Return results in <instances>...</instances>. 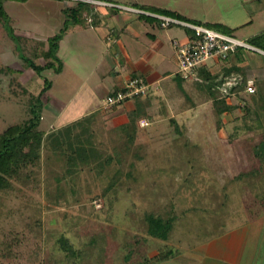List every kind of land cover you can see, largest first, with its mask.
Returning a JSON list of instances; mask_svg holds the SVG:
<instances>
[{
    "label": "rangeland",
    "instance_id": "1",
    "mask_svg": "<svg viewBox=\"0 0 264 264\" xmlns=\"http://www.w3.org/2000/svg\"><path fill=\"white\" fill-rule=\"evenodd\" d=\"M105 1L114 6L170 10L189 22L207 23L247 42L264 32V0ZM99 3V7L109 6L108 10L104 9L109 13L118 11L109 3ZM67 6L61 0L6 3L15 32L12 37L0 27V133L30 117L21 88L11 84L14 77H19L35 94L46 87V81L52 84L43 98L40 129L44 132L50 133L91 113L100 118L107 112L101 98L105 93L96 87L103 82V75L112 82L117 79L115 73L120 71L117 66L120 60L113 58L115 53L109 52V48L118 43L119 35L104 40L94 29L78 27L64 31L68 17L63 10ZM120 13L126 12L120 10ZM85 17L90 25L93 18L86 12ZM148 21L158 31L159 22ZM171 33L177 37L173 40L184 41L192 32L178 26ZM56 36L59 60L55 66L62 67V71L39 73L27 68L32 61L46 64L34 58V52L48 50ZM252 57L253 65L263 66V56ZM222 64L209 62L213 73L220 74L218 82L225 79L221 95H226L239 78H226ZM6 68L22 73L12 76L5 73ZM185 82V90L180 88L181 103H154L157 116L148 128L140 129L138 140L130 149L126 148L121 131L108 128L101 118L97 120L93 128L96 146L107 155H120L123 160L120 166L123 179L115 191L105 195L109 179H96L87 168L76 182V195L63 182L61 189L66 194L57 202L59 186L55 178L62 175V170L58 164L48 165L47 152L40 164L30 167L22 179L12 180L10 188H0V251L13 234L23 239L22 254L44 238L48 243L51 241L50 246L55 250L56 239L45 237L44 228L55 231L56 238L65 231L66 237L85 253L78 261L81 264H227L221 253L216 255L209 248L203 254L198 249L216 242L215 247H231L239 241L235 231H243L245 241L249 237V241H254L247 245L243 242V252H253L254 243H264V162L253 151L263 131L257 128L242 132L241 118L245 115L242 109L226 115L224 122L228 126L219 130L208 89L199 88L194 80ZM228 101L238 104L236 97ZM53 104L62 113L53 110L50 107ZM164 106L167 114L161 115ZM172 119L186 129L185 137L177 134ZM248 124L257 126L251 120ZM129 172L131 177L126 175ZM239 175L242 177L237 180ZM172 209L179 218L170 241L148 237L146 214L164 216ZM224 234L227 239H221ZM165 247L174 249L176 258L153 262L151 258Z\"/></svg>",
    "mask_w": 264,
    "mask_h": 264
},
{
    "label": "trees",
    "instance_id": "2",
    "mask_svg": "<svg viewBox=\"0 0 264 264\" xmlns=\"http://www.w3.org/2000/svg\"><path fill=\"white\" fill-rule=\"evenodd\" d=\"M28 1L29 0H0V27L6 35L8 33L14 37L15 32L13 27L14 20L6 10V3L18 2L24 4ZM61 1H66L68 5L66 7L67 9L63 10L68 17L67 22L65 23L64 31H68L69 28H72L73 30L78 26H84L87 23L85 12L93 18L92 23L95 22L98 14L96 9L90 5L92 3L89 4L84 0ZM95 1L112 4L111 2L105 0ZM128 7L189 22L170 10H161L157 8L147 9L136 6ZM189 23L205 25L208 28L216 30V28H213L207 23ZM217 31L220 32V30ZM221 32L228 34L223 31ZM190 35H192V33ZM58 39L59 37H54V42L51 43V47L48 50L38 49L34 52V58L44 60L46 63L45 65H39L32 61L27 68L38 70L39 73L52 69H55L56 73L61 72L62 67L55 66V62L59 60L57 57ZM248 43L257 49L264 51V32L252 37ZM254 55L264 57L261 53L240 48L235 53H231L226 59L221 58L218 62H214L216 64H221V62H223L222 65L225 67L226 78H239V81L229 88V92L226 95H221V87L222 83L225 82V79L219 83L220 74L213 73V67L209 64L197 68L194 83H196L199 88H204L205 90L208 89L209 97L212 100L211 108L216 112L218 117L219 130L228 126V124L224 122V117L226 115L234 113L237 109H242L245 112V115L241 118L243 119L244 124L242 132L247 130L252 131L257 128L263 131L261 141L255 145L253 150L254 156L263 163L264 64L263 66L253 65L252 61L254 58L252 56ZM4 70L5 73L12 76L20 75L22 73V71L13 70L12 68H6ZM18 78L19 77H14L11 84L17 85L21 88L22 95L25 100H27L29 105L28 108L30 117L26 120L14 123L0 133V188H10L12 186V180L22 179L23 174L30 167H37L40 164L43 154L47 152L49 154L47 161V163L49 162L48 165L58 164L60 166V170H62V175L55 178L59 186V188H57L58 193L55 197L57 202L66 194V191L61 189L63 182L67 183V188L71 191L73 196L76 195V191H78V185H76V182H78L79 178H81L80 174L84 173L87 168L94 172L96 179H109V184L104 189L105 195L115 191L123 179V171L120 167L123 160L120 155H107L96 146L94 142L96 134L93 128L99 118H97V114L80 119L47 134L40 128L43 119V109L45 107L43 98L46 92L51 89L52 84L46 81V87L39 94H35L24 86ZM249 81H253L256 86V92L253 94L248 93L246 90ZM143 97L145 96H139L134 99L137 100L138 103H136L134 110L128 113V123L117 129L125 136L127 149H130L138 140L139 131L141 129L139 121L146 116L150 121H153L157 116L156 111L154 110V103H143ZM232 97L237 98V105L228 103V99ZM127 101L115 107L122 106ZM160 114H167L165 106L160 111ZM249 120L257 123L256 128L251 127L248 124ZM237 121H239V119H237ZM171 122L177 134L181 137H185L184 131L186 129L183 130V127L179 125L175 119H172ZM126 175L131 177L132 173L129 172ZM242 175L237 176L236 179H240ZM146 218V230L148 237L163 240L165 242L170 241L179 218L174 209H172L171 213L169 212L164 216L158 214L157 217L156 214H146ZM42 231H46L48 237L53 236L54 239H56L55 246H58V250L64 252L67 256H73L75 259L83 257L84 251L76 248V244H74L70 238L66 237L65 231H62L60 237L57 238L54 236L55 231L50 229L46 230L45 228L42 229ZM4 243L5 246L0 251V262L2 264H18L21 259L20 248L23 244V239L19 234H13V237L8 238L4 241ZM173 250L174 249L172 248L165 247L151 259L153 262L174 259L175 256ZM148 263L150 262L148 261Z\"/></svg>",
    "mask_w": 264,
    "mask_h": 264
},
{
    "label": "crops",
    "instance_id": "3",
    "mask_svg": "<svg viewBox=\"0 0 264 264\" xmlns=\"http://www.w3.org/2000/svg\"><path fill=\"white\" fill-rule=\"evenodd\" d=\"M106 7L109 6L99 7L98 10L96 9L98 16L95 22L90 25L86 23L84 26H78L80 29H94L100 32V37L104 40H110V36L112 35L115 36V38L119 35L118 43L112 45L109 48V52L115 53L114 57L112 56L115 60H120L117 64V66L120 67V71L115 73L117 75L115 82L108 80L106 75H103V82L96 87L99 92L105 93L101 97L102 100L105 101L106 97L109 95L122 90L130 79L142 78L150 86L148 95L142 98L143 103H181L183 97L181 98L179 95L181 92L180 88H184L183 85H185L186 82L178 78L180 76L178 74L179 63L176 51L171 45L173 39L177 38L173 36L171 32L173 28L178 26L162 28L159 25L160 23L157 22L158 28L162 29V31H159V29L157 31L154 24L148 21V19L151 21L156 19L146 15L136 14L127 9L131 7L115 5L113 7L117 8L118 11H114L113 13L105 11L104 9H106ZM120 10L128 14L120 13ZM107 17L109 19L106 21L102 20ZM105 81L111 84V86H108ZM136 103H138L137 100L127 101L122 106L108 110L106 113L103 112L100 118L105 122L108 128L117 130L122 125L128 123V113L134 110ZM50 107L58 113H62V109L55 104L52 106L50 105ZM94 114L96 113L85 115L70 123ZM246 228H249L248 225ZM236 232H238L237 239L239 241L233 246L216 245L215 247L216 242L212 246H202L198 249V252L205 254L211 249L210 251H214L216 255L217 253H221L222 258L226 260L227 264H264V243H254L255 247H253V252L251 250H249V252H243V242H246L247 245V243L254 241H249L250 237L245 241V233H242L243 231H235V233ZM43 234L47 237L46 231H44ZM252 235L256 236L255 234ZM227 237V234H224L221 239H227ZM48 242L49 240L44 238L37 245L33 243L34 246H30L29 249H26L25 254H22V251H20L21 259L18 264H81V261H78L83 257H78L77 259L73 256L69 257L64 252L58 250V246L53 250L50 246L51 243ZM82 261L85 262V260Z\"/></svg>",
    "mask_w": 264,
    "mask_h": 264
},
{
    "label": "built area",
    "instance_id": "4",
    "mask_svg": "<svg viewBox=\"0 0 264 264\" xmlns=\"http://www.w3.org/2000/svg\"><path fill=\"white\" fill-rule=\"evenodd\" d=\"M84 1L96 5L100 4L99 1L97 2L95 0ZM111 6L114 5L111 4ZM127 9L136 14L146 15L156 19L162 28L181 26L192 32V35L187 36L184 41L173 40V46L176 50L179 63V73L186 81L196 79L197 68L208 65L209 62H218L221 58L226 59L231 53H235L240 48L264 55V51L253 47L247 41L208 28L205 25L189 23L173 17L153 14L139 9ZM246 90L250 94L256 92V86L253 81H249ZM149 91L150 86L144 79H130L122 90L109 95L105 99L104 108L108 110L127 100H134L136 97L146 96ZM150 125L151 121L147 118L139 121V126L142 129H146Z\"/></svg>",
    "mask_w": 264,
    "mask_h": 264
}]
</instances>
